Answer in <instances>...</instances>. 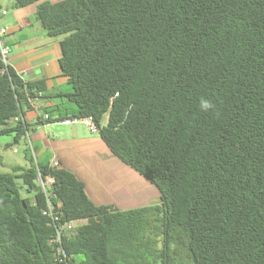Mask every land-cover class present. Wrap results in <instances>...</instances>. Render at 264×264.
I'll list each match as a JSON object with an SVG mask.
<instances>
[{"label": "trees", "instance_id": "16d2710c", "mask_svg": "<svg viewBox=\"0 0 264 264\" xmlns=\"http://www.w3.org/2000/svg\"><path fill=\"white\" fill-rule=\"evenodd\" d=\"M31 4L49 36L63 35L71 90L60 96L72 116H92L161 201L96 204L71 170L36 161L27 146L29 166L0 171V264H63L38 169L54 177L64 218L87 219L65 238L70 264H264V0H14ZM2 67L0 135L13 136L10 146L67 116L23 121L32 111L23 80ZM27 85L46 91L43 80ZM201 100L213 107L202 111Z\"/></svg>", "mask_w": 264, "mask_h": 264}, {"label": "crops", "instance_id": "0c3cea01", "mask_svg": "<svg viewBox=\"0 0 264 264\" xmlns=\"http://www.w3.org/2000/svg\"><path fill=\"white\" fill-rule=\"evenodd\" d=\"M2 6L7 9V14L0 17V25L6 29L11 46V66L29 81H45V105L55 109L51 118L62 117V114H66V117L72 116L75 108L67 107V97L60 96V93H68L71 90L68 78L62 74L58 61L61 55L60 40L49 36L37 20L36 4L15 7L14 0H3ZM9 8H12V11ZM13 39L25 45L23 52L14 51ZM63 85L69 87L65 88ZM61 120L40 125L47 127L55 122H60L62 126L67 124ZM29 121L32 122L31 119ZM72 130L73 139H70L66 130L56 136L44 135L43 139L49 146V151L43 161L39 160V153L33 144L37 160L50 165L52 159H59L61 166L71 170L84 182L88 196L96 204H113L120 209H129L160 203L159 188L112 153L100 135L97 139H84L78 136L75 127ZM31 134L34 140L43 136L36 130V126L31 130ZM9 144H6L7 147ZM17 167L19 166L13 169ZM118 169H121L122 173H119Z\"/></svg>", "mask_w": 264, "mask_h": 264}, {"label": "built area", "instance_id": "2783aa9c", "mask_svg": "<svg viewBox=\"0 0 264 264\" xmlns=\"http://www.w3.org/2000/svg\"><path fill=\"white\" fill-rule=\"evenodd\" d=\"M3 0H0V15H6L7 9L2 6ZM6 29L0 25V61L3 64L2 72L11 65L10 52L11 46L8 42ZM24 83L23 92L25 97V107H29L35 112V117L32 118V122L36 123L39 120H46L51 117V114L46 111V105L44 101V93L37 88L28 87V81L25 77L18 73ZM22 120L25 121L27 116L22 113ZM17 119V118H16ZM28 119V118H27ZM29 120V119H28ZM67 124H83L90 131L98 133L99 128L96 125L92 116H68L61 120ZM26 144L31 149V152L37 161L34 146L32 143L31 131H27ZM14 152H18L17 146H12ZM60 165V161L57 158L52 159L50 166L55 167ZM36 182L39 185L40 190L45 194L47 199V208L44 210L51 220V224L55 229L54 243L56 248L57 259L63 264H70L73 255H69L65 248V238L72 234V232L81 224L87 222L85 218L78 219H65L62 202L54 203L52 198L55 196L53 187L55 179L52 175H42V172L38 169Z\"/></svg>", "mask_w": 264, "mask_h": 264}, {"label": "rangeland", "instance_id": "374dc122", "mask_svg": "<svg viewBox=\"0 0 264 264\" xmlns=\"http://www.w3.org/2000/svg\"><path fill=\"white\" fill-rule=\"evenodd\" d=\"M6 1H9V0H6ZM50 1L51 2H57L60 0H50ZM9 10L12 11V8H9ZM3 16L4 15H2L0 17H3ZM53 38H57L60 40L63 38V35H59V36H56ZM12 48L14 49V51L20 53V52L24 51L25 45L22 44L19 40H16V41L14 40V42L12 43ZM59 48H60V45H59ZM9 58H10V56H9ZM63 86H65V88L69 87L68 85H63ZM70 89H71V86H70ZM66 106L69 107L70 109L75 108L71 102H68V100H67ZM27 117H28V119L32 120V118L35 117V112H33V111L28 112ZM104 121H106V118ZM59 123L60 122H55V124H53L52 126H47V127H45L44 125L36 126V130L39 131V134L40 133L43 134L41 139L34 140L32 138V143L35 145V149H37V151L39 153V156H38L39 160L43 161L45 159V157L47 156L48 151H49V146L45 143V141L43 139L44 135L56 136L62 130H66V131H68L66 133H68V136H70V139H73L74 134L72 133V131H73L72 128L75 127L77 129L78 136L81 138L97 139L99 137L98 133L90 131L83 124H65L64 126H62ZM12 141H13L12 135H0V171L12 172L13 168L15 166L27 167L30 165L29 160L26 159V157H25V151L24 150L27 147L26 142L22 140L20 144L14 145V146H17L19 149L18 152H14L12 146L7 147V145H6L8 143H11ZM122 167H125V166H122ZM118 171H119V173H122L121 169H118ZM140 183L142 185H144L142 181H140ZM134 186H136L135 182H134ZM146 188H147V184H146ZM22 191H23L24 195H32V193H27V188H23ZM155 192H156L155 194H157V191H155Z\"/></svg>", "mask_w": 264, "mask_h": 264}, {"label": "clouds", "instance_id": "9594fccd", "mask_svg": "<svg viewBox=\"0 0 264 264\" xmlns=\"http://www.w3.org/2000/svg\"><path fill=\"white\" fill-rule=\"evenodd\" d=\"M212 107H213V105L211 104L210 101H208V100H201L200 108H201L202 111H207V110H209Z\"/></svg>", "mask_w": 264, "mask_h": 264}]
</instances>
